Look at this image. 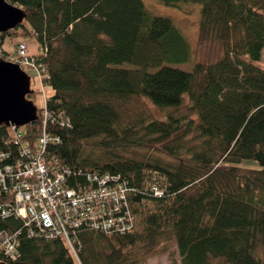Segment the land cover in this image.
Wrapping results in <instances>:
<instances>
[{"label":"trees","instance_id":"obj_1","mask_svg":"<svg viewBox=\"0 0 264 264\" xmlns=\"http://www.w3.org/2000/svg\"><path fill=\"white\" fill-rule=\"evenodd\" d=\"M9 1L28 13L23 35L38 40L29 57L53 90L47 121L38 107L20 141L39 154L43 132L58 136L42 157L68 187L95 188L106 176L125 184L133 227L79 228L74 252L63 237L30 235L21 218L0 217V232H19L16 258L0 249V260L146 264L175 246L170 264H264V0H158L201 4L199 40L222 48L206 61L144 0ZM17 30L0 34L10 60L4 46ZM187 63L192 71L178 67ZM16 133L0 127L8 162L21 156Z\"/></svg>","mask_w":264,"mask_h":264},{"label":"built area","instance_id":"obj_2","mask_svg":"<svg viewBox=\"0 0 264 264\" xmlns=\"http://www.w3.org/2000/svg\"><path fill=\"white\" fill-rule=\"evenodd\" d=\"M17 62L22 67L42 71L29 57L28 45L21 42L17 48ZM49 113L44 116L47 121ZM41 118V117H40ZM20 158L8 162L13 154L0 151V195L7 199L0 202V217L10 215L21 218L30 235L48 239L63 237L72 251H76L75 236L79 228L96 229L103 232H127L133 227V217L127 206V187L102 177L95 188L76 190L67 186L65 174L51 170L43 161L42 154L50 141L58 142L43 132L39 138V154L20 141L22 133L14 128ZM19 154V155H20ZM21 230V229H20ZM19 232H0V249L16 258Z\"/></svg>","mask_w":264,"mask_h":264},{"label":"rangeland","instance_id":"obj_3","mask_svg":"<svg viewBox=\"0 0 264 264\" xmlns=\"http://www.w3.org/2000/svg\"><path fill=\"white\" fill-rule=\"evenodd\" d=\"M144 1L147 4L148 8L153 11V13L163 16H169L172 17L173 20H175L174 22H176V24L183 30L190 43L193 45L195 51L194 59L196 61L216 60L220 57V55L222 54V48L219 42L209 41L202 43L199 40V20L201 17V4L190 2L183 4L181 7H173L162 4L158 0ZM26 26L31 29V26L28 22H26ZM13 31L11 32L14 33ZM17 31L19 34L17 40H7L4 46L5 49L8 50L9 54L13 55L16 60H18L16 57V44L19 40L25 39L28 45V52L31 54H35L38 51V40L35 35H26L24 37V29L22 27L18 28ZM1 57L6 60H10L3 55H1ZM16 60L12 61L17 62ZM178 67L192 71L194 64L187 63ZM27 68L28 69H24L32 76V88H34V91L35 89H37L38 91V93H36V99H32L34 100L36 105L41 108V110L43 109L44 116H46V103L48 101L47 97L53 93V90L51 87L45 86L43 84V73L41 74L40 71L35 70L31 67ZM154 112L158 115L162 114V112L157 108H154ZM47 128L48 127H46V129ZM128 154L133 156L143 155V153L139 151H130L128 152ZM173 259L179 260V255L175 246L168 252L161 251L160 253H154L149 259H147L146 264H170Z\"/></svg>","mask_w":264,"mask_h":264},{"label":"water","instance_id":"obj_4","mask_svg":"<svg viewBox=\"0 0 264 264\" xmlns=\"http://www.w3.org/2000/svg\"><path fill=\"white\" fill-rule=\"evenodd\" d=\"M28 13L9 0H0V34L20 28ZM32 76L18 63L0 54V127L20 128L40 119L39 108L30 96ZM0 264H9L0 260Z\"/></svg>","mask_w":264,"mask_h":264}]
</instances>
